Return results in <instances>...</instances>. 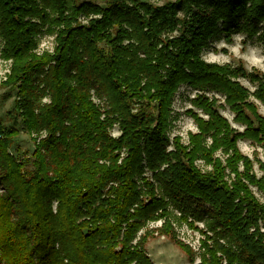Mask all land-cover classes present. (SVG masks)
<instances>
[{"label": "trees", "instance_id": "1", "mask_svg": "<svg viewBox=\"0 0 264 264\" xmlns=\"http://www.w3.org/2000/svg\"><path fill=\"white\" fill-rule=\"evenodd\" d=\"M45 33L52 53H39ZM235 34L264 44V0H0L4 86L16 91L14 126L0 117V264H154L147 245L162 237L191 264H264L253 191L264 196V158L238 147L250 141L264 156V117L249 101L264 106V75L202 57ZM183 87L207 117L187 112L199 130L188 144L170 135ZM17 119L35 144L24 162L12 152ZM177 224L200 233L198 252Z\"/></svg>", "mask_w": 264, "mask_h": 264}, {"label": "rangeland", "instance_id": "2", "mask_svg": "<svg viewBox=\"0 0 264 264\" xmlns=\"http://www.w3.org/2000/svg\"><path fill=\"white\" fill-rule=\"evenodd\" d=\"M80 1H92L99 5H105L108 0H80ZM143 2H150L154 4L163 5L164 3L176 0H141ZM55 37L47 33L43 34L39 39V53L54 51ZM3 49L2 41L0 39V117L2 118L6 127L14 126L15 115H11L14 108V101L16 99V91L4 86V82L7 79V75L10 73V67L12 62L4 60L1 56V51ZM202 57L205 62L209 64H217L220 66L231 65L233 68L243 66L247 73L253 71H258L264 75V44L261 40L247 39L245 34H235L232 37L231 42H227L225 36H220V38L215 39L207 49L202 53ZM240 83L247 88L251 93L256 90V85L250 82L247 78H240ZM198 94L196 91H192L187 87L181 88L179 93L176 95L174 102V116L176 118L174 127L170 133L171 138L175 136H180L184 144H188V134H198L199 130L197 128L196 121L190 116L189 112L194 111L199 114L201 118L207 119L202 112L198 111L192 105V100ZM209 98H214L217 100V107L221 115L224 116L231 123L232 127L243 132L245 127L235 123V114L230 110V108L225 104V97L221 94L207 93ZM97 104H102L97 98L94 99ZM250 102L258 107V112L264 117V106L257 101L254 97H251ZM47 102V101H46ZM17 125L20 129V135L16 140V144L12 149V152L17 157L18 160L24 162L30 158L35 151V144L32 138L22 129V124L20 119H17ZM114 136H119V128L116 127L113 131ZM209 144L211 141L209 140ZM238 147L243 155L249 157L250 159H255V152H258L259 159H263V150L256 147L250 141L244 140L238 142ZM218 157L223 158V156L218 153ZM197 164L205 170L203 162L198 161ZM255 173L260 177L262 174L259 171L258 165L255 163L254 166ZM253 191L257 198L264 203V196L253 188ZM161 222L151 224L150 228L159 227ZM196 226L199 229L205 228L204 222H197ZM179 238L181 241L189 244L195 249L196 252L200 250V239L201 235L199 232L190 229L187 225L176 226ZM147 253L150 256L154 264H191L186 254L178 248L169 239L162 237L156 240H151L147 245ZM200 263V258L197 257V262Z\"/></svg>", "mask_w": 264, "mask_h": 264}]
</instances>
